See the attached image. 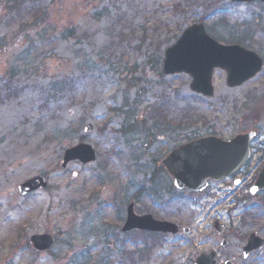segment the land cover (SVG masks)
Segmentation results:
<instances>
[{"label":"rangeland","instance_id":"1","mask_svg":"<svg viewBox=\"0 0 264 264\" xmlns=\"http://www.w3.org/2000/svg\"><path fill=\"white\" fill-rule=\"evenodd\" d=\"M198 21L216 40L256 52L262 71L230 88L225 72L214 70L210 98L190 89L189 75H164V50ZM128 127L135 131L125 134ZM253 128L262 158L260 3L0 0V264H120L118 247L128 252L142 242L136 231L121 233L131 199L137 214L191 229L159 237L137 264H193L211 251L233 264H264V246L245 259L241 251L249 233L264 238V193L225 213L210 201L215 184L200 195L176 191L157 169L194 135L230 139ZM79 143L93 149L94 161L74 160L62 169L64 150ZM35 175L48 188L19 195L17 186ZM242 190L231 195H245ZM215 219L228 235L215 234ZM44 233L55 244L39 253L29 238Z\"/></svg>","mask_w":264,"mask_h":264},{"label":"water","instance_id":"2","mask_svg":"<svg viewBox=\"0 0 264 264\" xmlns=\"http://www.w3.org/2000/svg\"><path fill=\"white\" fill-rule=\"evenodd\" d=\"M230 2H251L264 0H227ZM220 68L226 72V84L229 87L241 85L253 78L262 68L261 58L254 52L239 45H225L211 38L202 23H192L186 27L176 42L165 49L162 60V71L165 75L185 73L191 77L190 88L204 97L213 95L212 72ZM91 128L85 127L89 132ZM256 135L255 130L239 133L229 140L217 136H203L185 142L173 148L161 159V164L172 180L177 190L201 192L209 180L217 181L224 176L236 173L248 160L249 144ZM93 149L83 143L64 150L61 168L73 160L82 164L94 161ZM238 184V181H235ZM47 181L40 175L24 180L18 185V192L25 196L36 190H44ZM264 189V163L254 181L249 194L256 195ZM217 233L221 227L215 224ZM122 232L140 230L162 234H176L178 228L167 221L155 220L150 214L136 215L134 203L131 201L126 208V219ZM185 233L188 228L183 229ZM29 243L37 252L49 250L54 239L50 234H35L29 238ZM264 240L251 233L243 247L246 257L251 251L259 249ZM222 246L226 245L223 241ZM215 253L201 254L194 264H220L215 259ZM224 264H231L226 261Z\"/></svg>","mask_w":264,"mask_h":264},{"label":"trees","instance_id":"3","mask_svg":"<svg viewBox=\"0 0 264 264\" xmlns=\"http://www.w3.org/2000/svg\"><path fill=\"white\" fill-rule=\"evenodd\" d=\"M130 129H132L130 131ZM135 131V129H133V127H128L125 131V134L127 133H133ZM197 136H192L191 138H188L186 140L189 139H193L196 138ZM161 173H164V170L161 166H159V168H157ZM157 172V171H156ZM155 170H153V172L151 173V178L149 179V181H151L152 183L156 181V177L158 175H156L155 177ZM155 178V181H154ZM138 235H141V243H134V248L132 250H129L128 252L126 250H124V247L119 246L118 247V252L122 253L120 256V264H127L126 260H129V264H137L138 262H142L144 261L145 258H148V256L153 252L154 248L157 245V243H155L157 241V239L162 238V235L160 234H152V233H145V232H136ZM122 246H125L124 244ZM95 264H108L106 262H104L103 260L98 261Z\"/></svg>","mask_w":264,"mask_h":264}]
</instances>
